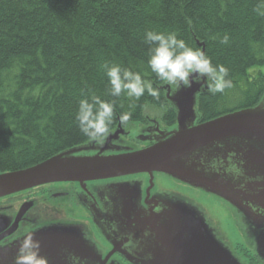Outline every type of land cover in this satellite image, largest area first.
<instances>
[{"label":"trees","instance_id":"obj_1","mask_svg":"<svg viewBox=\"0 0 264 264\" xmlns=\"http://www.w3.org/2000/svg\"><path fill=\"white\" fill-rule=\"evenodd\" d=\"M259 0H0V174L31 168L84 144L75 120L81 98L114 102L112 131L167 108L148 66L147 30L175 32L229 70L233 87L198 97L201 122L254 108L264 95V16ZM227 35L228 44L221 39ZM199 47V46H198ZM138 71L158 89L138 100L112 97L102 65ZM131 106V107H130ZM131 112L126 122L119 116Z\"/></svg>","mask_w":264,"mask_h":264},{"label":"water","instance_id":"obj_2","mask_svg":"<svg viewBox=\"0 0 264 264\" xmlns=\"http://www.w3.org/2000/svg\"><path fill=\"white\" fill-rule=\"evenodd\" d=\"M198 46L204 50L203 44L198 43ZM205 80L194 82L190 88L172 91L166 84L160 87L168 105L175 111L178 126L175 133H168L161 142L119 156H102L100 149L95 155H83L94 152L90 151L95 147L93 145L71 148L31 168L0 174V199L49 183L83 184L156 172L229 202L242 211L250 223H255L261 217L253 209L264 210V108L236 111L201 125H196L197 120L193 125L196 97L210 93L206 84L201 90ZM121 132L119 122L106 140H117ZM203 153H207L205 157ZM214 162H218L217 167ZM131 202V196H120L115 204V216L120 224L128 227L135 223L140 234L147 237L148 255L153 262L149 264H206L212 260L207 258L206 262L205 256L195 252L196 240L193 235L189 236V231L187 239L175 241L159 226V217H155L156 222H145L146 217L139 213L138 203ZM28 207L25 205L19 210L0 241L16 231ZM259 242L257 234L256 244ZM261 247L256 253L264 260L263 244Z\"/></svg>","mask_w":264,"mask_h":264},{"label":"flooded vegetation","instance_id":"obj_3","mask_svg":"<svg viewBox=\"0 0 264 264\" xmlns=\"http://www.w3.org/2000/svg\"><path fill=\"white\" fill-rule=\"evenodd\" d=\"M151 108L157 109L155 106ZM158 108L161 112L157 116L143 114V121L134 122L141 131L149 126L148 120L151 118L159 120L166 127L175 125L176 114L174 123L168 125L164 121V114L169 107ZM154 109H151V112L156 111ZM203 123L206 122H201L199 114L196 125ZM132 124L122 126L125 130L123 134L125 144L122 148L133 149L137 144V141L131 137ZM152 145L148 143L145 147H138L137 144V147L140 151ZM217 163L214 162V167H217ZM141 174L143 176L140 178L143 181L142 183H140L142 179L138 181L140 185L136 196H142L143 200L149 187V195L150 191L152 193L158 191L157 193L161 194L177 192L182 195L184 192L182 190H186L192 195L207 197L206 194L201 193L202 191L177 185L165 176H157V181L152 180L150 185L147 174ZM130 180L132 179L124 176V178L89 181L83 184L49 183L1 198L0 216L5 222L11 221L6 226L0 223V236L12 226L19 210L25 205L29 207L16 231L1 240L3 243L0 245V264H14L19 239L26 231L34 232V238L41 243V254L48 258L49 264H73V258H76V264H102L115 249L117 251L105 264H110L113 259L117 260L116 264H149L152 261L151 256L148 255L149 242L139 237L140 229L135 223L129 227L120 224L118 217L115 216L117 199L120 196L124 198L132 196L134 189L132 190L131 186L134 187V184ZM115 185L117 186L114 187ZM22 223L25 229L18 234ZM241 259L244 264H264V260L250 248L242 249Z\"/></svg>","mask_w":264,"mask_h":264},{"label":"rangeland","instance_id":"obj_4","mask_svg":"<svg viewBox=\"0 0 264 264\" xmlns=\"http://www.w3.org/2000/svg\"><path fill=\"white\" fill-rule=\"evenodd\" d=\"M165 84L167 85L166 82ZM169 89H171V91L174 90L170 86ZM169 94L170 91H168V95ZM197 97L194 106L195 120L194 123L192 122L193 125L199 117ZM151 107L154 106L148 105L143 110V114L146 116H157V114L161 112L160 108L156 107L159 110L158 111L157 109ZM257 107L264 108V95L255 106V108ZM151 109L156 111L151 112ZM131 123H133L131 137L137 141L138 147H145L148 143H152L154 145L165 139L168 133H175V131L178 130V126L176 124L166 127L159 120L153 118L148 120L149 126L143 131H141L137 123ZM115 130L116 128L110 131V134H113ZM121 131L122 132L118 136L117 140H111L110 142L105 140L102 145L90 140L81 144L79 147H87L91 145L95 146L92 150H90L94 152H84L83 155H95L99 149L101 150L102 156H119L139 151L137 144H135L133 149L126 147L122 148V145L125 144L123 143V134L125 131L123 127H121ZM206 154L207 153H203V156L205 157ZM204 160L206 161L207 159L204 158ZM144 174H147L149 179L148 183H150V185L152 180H154V182L157 181V176H165L175 184L187 187L186 185L180 183V181L168 177L163 173L152 172ZM137 176L138 178H135ZM141 176H143V174L139 173L128 175L126 177L132 179L130 180L132 184H134V187L131 186V189H134L131 196L132 202L138 203L139 213H141L142 217H146V220L144 221L156 222L155 217H159V226H162L164 231L175 241L184 239V237L187 239V231H189V236L191 237V235H193L196 240L195 252L205 256L206 262L207 258L212 259L206 264H221L224 262L225 264H244L241 259L242 249L246 250L247 248H250L254 249V252H256V249L261 250V244L264 246V210L257 208L253 209V212L258 213L257 216H260L261 218L257 219L255 223H250L246 219L245 214L238 208L234 207L229 202H225L214 195L205 193L204 191L201 193L206 194L207 197H198L197 195L195 196V194L192 195L186 190H182L184 191L182 192V195L180 193L177 194V192L161 194L157 193L158 191L154 193L150 191L151 194L149 195V187L146 189V197L143 200L142 196H136V192H138L139 189L138 186L143 181V179L140 178ZM140 179L142 180L139 183L138 181ZM194 190H196V188ZM199 200H201V202ZM203 203L206 205V208ZM0 221L4 226H6L11 220L9 222H5L0 216ZM23 229H25L24 223L20 225L18 234H20ZM257 234H259L260 242L256 244ZM141 236L143 239L147 238L140 234V237ZM116 262L117 260L113 259L110 264H116Z\"/></svg>","mask_w":264,"mask_h":264},{"label":"clouds","instance_id":"obj_5","mask_svg":"<svg viewBox=\"0 0 264 264\" xmlns=\"http://www.w3.org/2000/svg\"><path fill=\"white\" fill-rule=\"evenodd\" d=\"M255 11L258 15L264 16V0H259ZM144 42L149 45L148 66L151 72L171 88L175 90L181 87L190 88L194 82L200 83L204 78L206 80L201 84V88L206 84L208 91L213 94L223 93L233 87L226 66L214 65L202 48L189 45L185 40L179 39L177 33L147 30ZM220 42L228 44L229 37L225 35ZM102 67L110 85L108 93L112 97L125 94L138 100L146 92L158 96V89L154 88L153 83L145 79L140 72L123 67L119 63H105ZM130 117L129 111L122 113L119 119L126 122ZM114 118V102L102 100L98 96L79 100L75 120L81 133L97 144L102 145L109 136ZM2 243L0 241V245ZM40 249L41 243L34 238V232L26 231L19 239L14 264H49L48 258L41 254ZM73 264H76V258H73Z\"/></svg>","mask_w":264,"mask_h":264}]
</instances>
